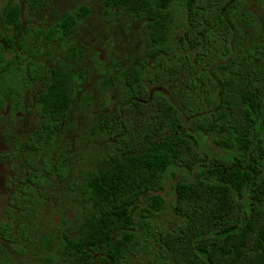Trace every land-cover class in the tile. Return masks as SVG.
<instances>
[{
	"label": "trees",
	"instance_id": "trees-1",
	"mask_svg": "<svg viewBox=\"0 0 264 264\" xmlns=\"http://www.w3.org/2000/svg\"><path fill=\"white\" fill-rule=\"evenodd\" d=\"M27 3L33 15L39 1ZM104 3L146 19L149 48L121 70L123 101L93 125L113 139L108 163L77 172L60 139L84 73L52 58L92 8L81 4L44 27L25 24L20 2L8 1L0 13V111L19 109L27 89L43 87L36 96L42 123L16 142L28 156L23 200L68 180L82 207L54 239L43 237L51 253L42 264H135L142 256L150 264H264V43L245 41L249 28L264 37L259 18L244 0ZM176 3L186 9L182 31ZM180 75L197 132L186 128L182 106L151 87ZM196 133L214 136L218 151L209 159ZM175 166L190 176L175 182L179 221L166 228L156 219L167 208L166 173ZM15 229L0 224V264H15L5 247H13Z\"/></svg>",
	"mask_w": 264,
	"mask_h": 264
},
{
	"label": "rangeland",
	"instance_id": "rangeland-1",
	"mask_svg": "<svg viewBox=\"0 0 264 264\" xmlns=\"http://www.w3.org/2000/svg\"><path fill=\"white\" fill-rule=\"evenodd\" d=\"M8 1L0 0V13ZM12 1L23 5V20L32 27H44L81 4L91 6L92 13L83 17L67 39L56 43L53 48V62L60 57L70 60L69 63L77 71L84 73L60 139V148L72 154L70 164L73 172L107 164L114 150L113 139L95 132L93 125L101 114L111 112L123 101L124 85L119 80L121 70L138 63L149 48L146 19L134 18L118 7L107 11L104 0H38L39 6L33 15L28 10V0ZM243 7L257 15L264 31V0H244ZM172 10L182 25V31L187 18L186 9L176 3ZM245 32L247 45L264 43V37H260V32L254 28ZM185 80V75L174 80L169 77L156 78L151 87L164 92L182 106L186 128L197 132L187 115L191 112L184 104L189 89ZM42 88L41 84H33L25 91L19 109L14 110L10 104L0 111V224L12 222L16 225L13 247L5 244L8 256L15 264H42L43 257L51 253L48 247L43 246V237L54 239L82 212L79 194L70 190L68 180L57 182L50 188L42 187L27 200H23L26 194L19 190L22 178L28 175L29 165L28 156L17 149L16 142L23 140L42 123L36 103V96ZM196 135L203 156L209 159L218 151L212 142L214 136ZM182 176L190 174L176 166L166 173L164 194L168 198V205L156 219L163 227H173L179 221L171 204L174 201L175 182ZM135 264H150V260L142 256Z\"/></svg>",
	"mask_w": 264,
	"mask_h": 264
}]
</instances>
